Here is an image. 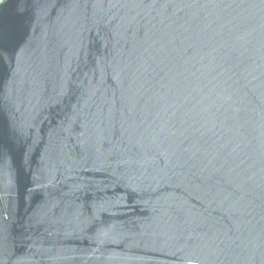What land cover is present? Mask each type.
I'll return each instance as SVG.
<instances>
[{"label": "water", "instance_id": "1", "mask_svg": "<svg viewBox=\"0 0 264 264\" xmlns=\"http://www.w3.org/2000/svg\"><path fill=\"white\" fill-rule=\"evenodd\" d=\"M0 264H264V0L0 2Z\"/></svg>", "mask_w": 264, "mask_h": 264}, {"label": "built area", "instance_id": "2", "mask_svg": "<svg viewBox=\"0 0 264 264\" xmlns=\"http://www.w3.org/2000/svg\"><path fill=\"white\" fill-rule=\"evenodd\" d=\"M3 0H0V2H2Z\"/></svg>", "mask_w": 264, "mask_h": 264}]
</instances>
